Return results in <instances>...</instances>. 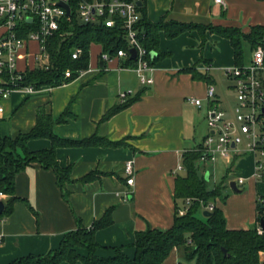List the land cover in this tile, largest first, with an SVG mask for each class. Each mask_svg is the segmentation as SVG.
<instances>
[{
    "label": "crops",
    "instance_id": "crops-1",
    "mask_svg": "<svg viewBox=\"0 0 264 264\" xmlns=\"http://www.w3.org/2000/svg\"><path fill=\"white\" fill-rule=\"evenodd\" d=\"M143 5L152 21L164 16L202 24L237 25L243 31L251 23H264V0H223L219 4L212 0H144ZM203 34L204 41L199 45L200 35L195 29L173 37L159 30L156 50L163 54L151 63L148 72L152 80L145 86L137 81L131 67L118 65V58L101 61L99 44L91 42L93 53H89L87 67L77 76L33 90L15 88L0 99V134L9 136L28 129L39 106L52 117L67 107L69 117L52 125L56 134L81 138L97 133L110 140L124 136L127 143L57 146L56 161L60 165L71 164L69 177L74 178L64 183L66 193L51 168L38 162L32 161L17 171L12 192L17 198L11 202V211L0 215V264L28 252L43 253L55 248L63 231L73 228L77 220L88 226L108 206H112L111 222L93 231L99 245L94 253L101 256L112 254L114 245L132 256L130 243L135 229H165L171 224L173 179L175 174L183 173L180 154L193 148L208 131L199 114L209 101L203 100L206 82L233 63L226 37L207 30ZM28 45L35 48L32 41ZM190 64L205 74L206 80L181 70ZM17 66H24L22 58ZM28 66H32L31 58ZM125 89H130L129 95L142 90L128 105L98 121L101 112L117 102V92ZM213 93L218 100L214 90ZM191 97H199V104L190 101ZM24 145L35 150L47 147L49 140L44 136L31 137ZM127 159L132 160L133 166L131 184L125 183L122 171ZM254 160L255 156L243 148L228 158L216 156L204 163L198 160L199 171L206 172L210 185L219 181L218 173L224 176L225 197L223 201L215 197L213 202L221 210L225 227L258 226L255 207L264 194V181L255 174ZM89 169L102 174L85 182L77 179ZM237 177L242 178L240 182ZM229 179L239 190L228 186ZM7 197L1 192L3 205ZM77 251L84 253L81 247ZM179 258L181 249L171 247L160 264H176ZM258 262L264 264L263 250L258 251ZM59 264L69 263L61 260ZM74 264L82 263L76 260Z\"/></svg>",
    "mask_w": 264,
    "mask_h": 264
},
{
    "label": "trees",
    "instance_id": "trees-1",
    "mask_svg": "<svg viewBox=\"0 0 264 264\" xmlns=\"http://www.w3.org/2000/svg\"><path fill=\"white\" fill-rule=\"evenodd\" d=\"M136 8L139 17L136 22L140 42L148 52V62L152 63L162 51H157L158 31L167 37L195 29L200 35L199 45L204 41V30L226 37L232 48L233 63L243 60L242 41H245L248 48L259 44L264 50V23H251L247 30L243 31L237 25H222L212 23H199L196 21H182L177 19L164 18L160 16L157 21L149 20L145 14L144 0H138ZM112 26H106L100 22H77L71 20L69 24H61L57 31L49 36L45 43V50L48 55L47 67L25 66L22 69L19 84H29L34 89L46 84L53 86L61 82H67L75 77L80 69L87 67L88 47L91 42L99 44V51H106L112 54L115 48H127L123 28L114 21ZM67 30L66 33H64ZM78 46L79 52L76 57H71L69 51L72 47ZM150 50L154 54H150ZM133 63L130 56L120 58V66H129ZM64 69H69L67 76H64ZM181 70L190 73L191 77L205 79V74L199 72L195 65L183 66ZM142 90V89H141ZM133 92L126 95L123 100L118 99L115 104L110 105L101 112L100 120H104L116 110L128 105L136 99L141 92ZM70 112L67 107L52 117L48 111L39 106L35 112L34 123L24 131H17L12 135L0 134V191L8 194L2 207L0 215H6L11 211V202L17 198L13 194V175L23 169L32 161L38 162L43 167H49L56 177L60 187L64 189V183L74 178L69 177L71 164L60 165L54 152L57 146H86V145H108L116 146L127 144L124 136L116 140H110L105 134L91 133L85 137H63L52 131L54 122L65 121ZM44 136L48 138L49 145L40 149L30 150L24 143L27 138ZM200 142L193 148L184 149L181 154V167L183 173L175 174L173 179V204L172 222L165 229L157 227H145L135 229L133 232V255L128 256L119 246H112L113 253L105 256L94 253L98 243L93 237V231L104 227L111 222V208L106 207L102 214L84 226L76 221V225L63 231L60 240L55 248L43 253L28 252L14 257L6 264H59L66 260L74 264L79 260L82 264H160L171 247L181 249V258L176 264H259L258 251H264V230L257 231V226L242 228L225 227L224 217L221 210L215 204L208 210L206 215H197L195 210L206 202H213L217 197L223 201L225 194L221 189L224 184V176L219 181L207 185L205 174L199 171L198 152ZM102 174L96 169H89L77 179L80 181L91 180ZM264 178V175L261 176ZM257 200L255 207V223L259 217L264 218V209L259 206L264 202V194ZM184 197H189L188 203H183ZM214 203V202H213ZM184 206L182 212L178 213L177 208ZM84 249V253L77 251V248ZM222 248L225 249L223 253Z\"/></svg>",
    "mask_w": 264,
    "mask_h": 264
},
{
    "label": "built area",
    "instance_id": "built-area-1",
    "mask_svg": "<svg viewBox=\"0 0 264 264\" xmlns=\"http://www.w3.org/2000/svg\"><path fill=\"white\" fill-rule=\"evenodd\" d=\"M223 0H212L222 3ZM59 2L66 3L68 11ZM29 17L30 20H26ZM139 12L135 0H0V99L7 96L10 90L24 88L33 90L29 84H19L22 69L28 66L31 58L32 66L47 67L48 55L45 50L47 38L58 30L61 24H69L71 20L77 22H100L112 26L118 19L126 38L127 48L117 47L112 54L99 51V59L107 61L113 57L124 58L130 56L128 47L134 48L131 57V67L137 81L145 86L152 80L149 74L151 63L148 62V52L140 42L136 22ZM67 30L64 32L66 33ZM35 43V48H29V42ZM79 47L70 49L71 57H76ZM24 60V66L19 68L17 61ZM119 65V64H118ZM86 68V67H85ZM83 69L77 73L80 74ZM224 74L231 80L230 87L235 96L234 119L243 131L245 150L254 156V170L258 176L264 175L261 157H264V50L259 44L251 47L249 56L240 62L224 67ZM69 69H64L67 76ZM76 75V76H77ZM213 85L207 81L205 95L208 98L206 108V126L208 131L200 140L198 160L207 162L216 156L228 158L231 153L238 151L237 144L240 137L234 134V126L223 117V110L216 108L218 100L213 95ZM130 89L119 90L116 97L123 100L129 95ZM190 101L199 104V97H191ZM0 102V110H1ZM132 160L124 161L122 171L125 183L131 184L133 179ZM242 178L237 177L240 182ZM1 194V191H0ZM189 197H184L183 203H188ZM213 202L201 205L202 209L211 210ZM184 206L177 208L180 213ZM257 226V231H260Z\"/></svg>",
    "mask_w": 264,
    "mask_h": 264
},
{
    "label": "rangeland",
    "instance_id": "rangeland-1",
    "mask_svg": "<svg viewBox=\"0 0 264 264\" xmlns=\"http://www.w3.org/2000/svg\"><path fill=\"white\" fill-rule=\"evenodd\" d=\"M241 46L243 48V59H246L249 56V52L251 48L247 47V44L245 41H242ZM253 47V46H251ZM88 53H90V55L93 53V49L94 46L93 45H89L88 48ZM211 84L213 85L214 88V92L218 97V104L216 106L217 109L219 110H223L224 114L223 117L225 120L230 121L232 123V125L234 126V134L238 135L240 137V141L237 144V148H243L245 149V140L243 138V131L240 129L239 125H237V122L234 119V104H235V96L233 94V90L230 87L231 84V80L228 79L226 77V75L224 74V72H219L218 74H215L214 76H212L211 78ZM207 98L205 97L204 103L207 102L206 100ZM207 108V107H206ZM206 109H204L203 111H199L200 114V119L203 121V125H206ZM205 134V133H203ZM200 139V137L198 138V140ZM264 167V157L260 158ZM221 177V174L218 173V178ZM259 180H263L264 178H262L261 176L257 177ZM210 179L209 181H207V185H210ZM242 186H244V184H242ZM226 188V187H225ZM244 188H246V186H244ZM222 193L225 194V190H223V188L221 189ZM201 208L202 206H199L196 210L195 213L197 215H201Z\"/></svg>",
    "mask_w": 264,
    "mask_h": 264
},
{
    "label": "water",
    "instance_id": "water-1",
    "mask_svg": "<svg viewBox=\"0 0 264 264\" xmlns=\"http://www.w3.org/2000/svg\"><path fill=\"white\" fill-rule=\"evenodd\" d=\"M59 3H61L63 5V7L65 8V12H67L68 11L67 4L66 3H62V2H59ZM135 3L138 4L139 1L138 0H135ZM26 20H30V18L29 17H26ZM128 51L130 52V57H132L134 55V48L130 46V47H128ZM150 54L151 55L154 54V51H151L150 50ZM205 176H206V172H205ZM228 186H230L231 189H233L235 191L239 190V188L237 186H235L234 180H232V179H229L228 180ZM259 206L264 209V202H260L259 203ZM2 207H3V203H2V200L0 199V212L2 211L1 210ZM208 213H209L208 210L202 209V214L203 215H206ZM258 226L260 227L261 230H264V218L263 217H259V219H258ZM222 251L224 253L225 252V249L222 248Z\"/></svg>",
    "mask_w": 264,
    "mask_h": 264
}]
</instances>
